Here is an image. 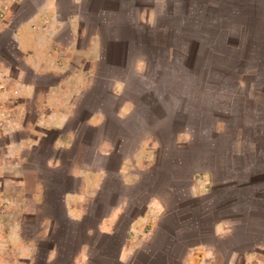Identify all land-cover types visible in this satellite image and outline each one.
I'll list each match as a JSON object with an SVG mask.
<instances>
[{
  "label": "crops",
  "instance_id": "crops-1",
  "mask_svg": "<svg viewBox=\"0 0 264 264\" xmlns=\"http://www.w3.org/2000/svg\"><path fill=\"white\" fill-rule=\"evenodd\" d=\"M107 13L118 22L105 20ZM140 24L150 31L139 26L126 34ZM116 25L105 56L101 30ZM128 42L133 49L149 47L145 56L133 55L130 72L122 47ZM127 73L216 95L219 149L230 147L236 166L193 175L185 195L200 201L177 207L173 187L162 194L142 190L140 172L157 162L160 145L147 134L125 145L121 127L137 110ZM180 133L179 144L190 140L185 132L183 142ZM2 137L0 159L13 163L3 171L32 172L42 196L38 205L44 203L42 172L60 169L69 176V187L56 189L60 204L65 217L85 229L68 236L73 243L64 264H168L156 255L165 253L171 235L186 239L173 244L177 264H217L221 255L223 264H264V229L256 234L254 225L264 212L250 208L253 200L264 201V187L253 186H264V0H0ZM114 155L120 157L119 194L108 202L113 197L100 194L115 188L105 187L109 171L101 160ZM241 173L250 186H240ZM100 205L104 212L91 219ZM41 221V234L51 237L55 220ZM99 234L107 236L100 245ZM57 252L52 244L44 264H57Z\"/></svg>",
  "mask_w": 264,
  "mask_h": 264
},
{
  "label": "trees",
  "instance_id": "trees-1",
  "mask_svg": "<svg viewBox=\"0 0 264 264\" xmlns=\"http://www.w3.org/2000/svg\"><path fill=\"white\" fill-rule=\"evenodd\" d=\"M96 6V2L95 5ZM105 20H111L110 22H118L119 17L114 14L107 13L104 14ZM113 19V20H112ZM116 20V21H115ZM118 24V23H117ZM119 25V24H118ZM139 26L142 27L144 32H149L150 28L140 24L135 25L134 28L130 30H125L126 34L129 32H139ZM119 32V27L116 25V29L108 28L101 30V37L103 38V55H108L112 46L108 43V40L111 39L114 33ZM122 33V30H120ZM124 47L127 51V61H126V70H133V62L131 58L133 55L145 56L149 52L147 48L142 47L140 44H135L134 49L129 46ZM143 49V51H141ZM146 48V49H145ZM142 52V53H141ZM141 54V55H140ZM144 54V55H142ZM146 61V59H145ZM148 65L152 64V60L148 61ZM167 69V68H166ZM165 69V72L167 70ZM99 72H102L99 68ZM114 74L113 72H111ZM148 74V73H147ZM134 74L127 73V87L133 93L135 105L137 106L135 117L131 120H128V123L123 127L122 135L125 138V142L122 145L127 147L131 146L132 139L136 136L150 135L157 139L160 145V152L157 162L148 170L140 172V182L143 184L144 188L142 190L144 193L155 192L157 194H162L167 188H174L175 192H180L186 187V183L191 179L194 173H197L201 170H208L212 173L217 172L216 170L221 166H225L227 169L233 168L236 166L234 161V154L230 147H227L222 151L219 149L221 143L219 142L221 136L217 133L215 124L212 121V118L216 115V109L214 104L215 96L209 93L202 92L201 100L202 104L191 105L188 103V96H191V99L195 97L198 98L199 90L196 89L195 92L188 93L186 87L176 90L175 87H172V84L164 81V79L159 78V80H154L150 78L149 75L141 77L138 73ZM125 76V75H123ZM195 91V90H194ZM135 93V94H134ZM199 99V98H198ZM205 99V100H204ZM209 105L211 108H209ZM135 118V119H134ZM130 119V118H129ZM136 123V124H132ZM180 132H188L190 134V140L183 144H179L176 141L177 134ZM220 137V138H219ZM120 149H123L122 147ZM120 153L119 151H116ZM120 155V154H119ZM120 157L110 156L101 160L104 168L109 171L107 174V179L105 181V187H114L107 193L103 190L100 194V199L102 197H113L108 199V202H112L114 199L118 198L116 185L120 183L119 179L116 176V166L119 162ZM44 170V169H43ZM217 180V178H215ZM44 184V203L42 208L44 210V216L51 217L55 220V227L53 230V244L57 247L58 257L56 259L57 264H64L69 259V251L71 250V244L73 243V233L77 237V233H82L85 229L83 228V223L75 222L73 220H68L65 217L63 206L60 204L59 198V189L60 187L68 188L66 184H69V176L65 173L63 174L60 169L56 170L55 173L51 174L50 172H42L40 176ZM240 186H250L252 183L251 180H248L245 174L241 173L238 180ZM256 183V182H255ZM253 183L255 189L263 188L260 187V184ZM129 196H135L136 191L131 189L127 191ZM145 197V196H144ZM199 198L193 199L194 202H198ZM108 207V205L106 206ZM249 207V206H248ZM105 206H97L92 208L91 219H97L99 214L104 212ZM250 208L253 209V212L261 211L264 212V201L256 200L250 204ZM130 215V212L127 213ZM262 221L257 223L250 222V226L255 225L256 234L262 233V228L264 229V217L262 216ZM261 227V230L259 229ZM87 228V227H86ZM168 233V229H166ZM80 236V235H79ZM109 237V236H108ZM107 236L104 234H99L97 236V242L100 245L102 241H105ZM110 238V237H109ZM109 240V239H108ZM183 237L175 238L173 235L168 236L165 241L164 254L156 255L158 261H165L168 264H177L179 250L173 251L174 242L184 245L186 243ZM113 245H116L115 241L110 240ZM68 245L70 247H68ZM68 252V253H66ZM139 255L137 257L140 260ZM37 260V259H36ZM41 260V259H40ZM36 262V261H35ZM36 264H44V262L37 261Z\"/></svg>",
  "mask_w": 264,
  "mask_h": 264
},
{
  "label": "rangeland",
  "instance_id": "rangeland-1",
  "mask_svg": "<svg viewBox=\"0 0 264 264\" xmlns=\"http://www.w3.org/2000/svg\"><path fill=\"white\" fill-rule=\"evenodd\" d=\"M209 82L214 83V80H210ZM258 82L259 85L262 84V82ZM187 89L188 93L193 91V88ZM210 92L209 94L212 93ZM201 94L199 93L197 96L199 99L196 97L191 99V96H188V103L191 102V105L202 104L201 100L203 99H201ZM215 118L214 116L213 119ZM180 135L183 142L188 140L187 133L182 132ZM3 141L4 138L2 137L0 142ZM33 162V160H31V163L28 162L29 166H32ZM12 164V160L0 159V264H36L37 261L39 262L41 260L44 262L47 249L53 244L52 236L54 227L50 230L51 237L41 234L46 232V226L44 227L41 221L45 214L42 208L43 203L39 205L37 203L38 199L42 196L37 195L40 188L35 185L36 176L32 172L18 174L16 172L9 173L3 171L4 167L13 169ZM217 177L223 178L221 175ZM189 181L186 183V187L174 196V200L178 202L177 207L183 206L185 208L186 206H190V202L193 201L185 195ZM197 200L200 201V199ZM196 202L193 201V203ZM193 206L195 207L196 205ZM188 214L190 215V213H186V215ZM210 219V216L204 219L208 220L207 223L203 224L208 227V231L205 229L207 232L202 233L206 238L210 235ZM203 239L205 238L203 237ZM34 249H36L35 253L33 252ZM31 252L33 254L32 256ZM259 256L262 257L263 255L261 254ZM220 257L219 263L217 264H223L224 256L221 255Z\"/></svg>",
  "mask_w": 264,
  "mask_h": 264
}]
</instances>
